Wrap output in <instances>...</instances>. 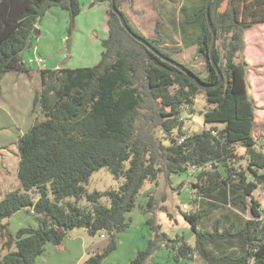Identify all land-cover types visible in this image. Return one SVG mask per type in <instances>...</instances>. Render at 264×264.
<instances>
[{"label": "trees", "instance_id": "1", "mask_svg": "<svg viewBox=\"0 0 264 264\" xmlns=\"http://www.w3.org/2000/svg\"><path fill=\"white\" fill-rule=\"evenodd\" d=\"M101 1L109 6L108 35L102 39L98 63L73 71L74 76H63L65 69L40 71L41 92L35 94L33 108L39 105L41 115L17 141L21 187L0 199V264H35L48 243L62 244L74 228L110 236L104 251L87 260L102 264L116 249L118 233L130 226L128 213L144 182L157 181L160 174L169 182L172 174L190 167L198 170L192 198L198 206L183 212V217L195 234V244L162 230L157 214L163 208L159 202L166 198L149 192L145 210L155 236L128 264H158L153 257L164 246L173 252L175 262L198 253L207 264H264V207L254 196L258 186L264 192V151L254 135L255 100L244 57L245 31L264 22V0L211 3L220 84L209 57L208 0L183 2L188 10L179 22L186 46L196 44L204 58L200 67L178 58L183 46L165 41L161 12L155 35L146 37L123 8L126 0H115L135 33L208 87L132 37L113 12L111 0ZM53 7L67 10L71 24L82 9L80 0H0V79L24 68L23 52ZM54 78L59 85H52ZM201 89L214 107L203 112L206 127L190 132L184 128V113L195 111ZM158 128L170 136V143L156 135ZM102 168L116 179L124 178L123 183L119 189L88 193L90 177ZM84 196L87 205L81 204ZM222 206H229V212L218 217L212 229L206 226L207 218ZM22 209L35 214L40 224L13 233L5 220ZM248 211L251 217L246 218Z\"/></svg>", "mask_w": 264, "mask_h": 264}, {"label": "rangeland", "instance_id": "2", "mask_svg": "<svg viewBox=\"0 0 264 264\" xmlns=\"http://www.w3.org/2000/svg\"><path fill=\"white\" fill-rule=\"evenodd\" d=\"M183 2L190 3L191 0H126L123 8L135 27L146 37L155 35V24L161 12L165 17V41L170 46H183L184 49L178 54V58L200 67L204 58L198 55V46L192 44L187 47L181 34L179 22L188 10ZM80 3L82 9L73 24L70 22L68 11L63 8L53 7L45 14L38 24L39 32L35 39L23 52L21 65L26 70H21L24 75L21 77L20 74L15 87L17 89L9 87L6 83L8 98H15V101L24 107L30 100L29 93L35 94L41 86V68L65 69L63 76L68 73L74 76L73 71L90 68L98 63L103 50L101 42L108 33L109 6L106 1L101 0H80ZM245 42L247 78L250 93L255 100L254 135L258 147L264 151V22L245 31ZM52 85H59L57 78L52 80ZM0 90L2 91V84ZM213 107L214 104L207 102L205 92L201 89L195 100V111L184 113L185 130L201 132L206 127L203 112ZM32 113L34 123L37 114L41 115L39 106L33 108ZM3 115L5 113L0 114V199L5 193L21 187L17 141L27 130L16 127L13 116L2 118ZM156 135L166 144L171 141L170 136L160 128L156 130ZM241 162L246 164L245 159ZM197 171L195 167H190L185 172L172 174L169 182L163 174L159 175L157 181L146 180L134 208L128 213L130 226L118 233L116 249L103 259L102 264H128L136 252L144 249L148 240L155 236L151 225L147 223L150 214L145 210V195L149 192L158 198L163 195L166 198L159 202L163 208H160L157 214V221L162 225V230L173 238L177 235L185 236L187 241L194 245L195 234L184 220L183 212H190L198 206L192 200ZM123 180L124 178L116 179L109 170L102 168L92 174L86 188L88 193L119 189ZM33 194L38 197L36 192ZM254 196L264 207V192L261 186L254 191ZM102 202L106 203V198H102ZM81 204H88L86 196L81 200ZM229 209V206H222L214 210L205 221L206 226L212 229L216 219L229 212ZM243 215L246 218L251 217L249 211ZM5 222L9 223L13 233L22 227H38L40 224L37 216L25 209L16 212ZM109 241L110 236L105 232L91 235L85 228H74L68 232L62 244L48 243L45 252L38 256L35 264H87L92 255L104 251ZM153 260L158 264H207L198 253L194 254L192 259L175 262L173 252L165 246L156 252Z\"/></svg>", "mask_w": 264, "mask_h": 264}, {"label": "crops", "instance_id": "3", "mask_svg": "<svg viewBox=\"0 0 264 264\" xmlns=\"http://www.w3.org/2000/svg\"><path fill=\"white\" fill-rule=\"evenodd\" d=\"M22 69L26 70V68H22ZM41 69H44V68H41ZM20 74H21V77L24 75V73H21V70H12V71L6 72L5 75H3L2 78L0 79L1 81L0 84H2V91L0 90V114L5 113V115H3L2 118L9 117V115L13 116L14 121L17 123L16 127L18 126L19 129L26 128L28 130L32 126V123H33L32 109H33L34 96L35 94H39L41 92V86L39 90L35 92V94H31V92L29 93L30 100L28 103L24 105V107H22V105L19 102L15 101V98L14 99L8 98V89H6V83L9 85V87L11 86L14 88L16 87L17 82L20 79ZM18 100H19V97H18ZM39 111H40V106H39ZM17 155L19 156V152Z\"/></svg>", "mask_w": 264, "mask_h": 264}, {"label": "water", "instance_id": "4", "mask_svg": "<svg viewBox=\"0 0 264 264\" xmlns=\"http://www.w3.org/2000/svg\"><path fill=\"white\" fill-rule=\"evenodd\" d=\"M214 0H208L207 2V22L209 25V28L212 32V41H211V46H210V51H209V57L210 60L212 62V64L214 65L215 69L217 70L218 74H219V81L216 84H220L223 81V75L218 67L217 62L215 61L214 58V51L216 48V42H217V33L216 30L213 26L211 17H210V5ZM111 7L112 10L115 14L118 15L121 24L123 25V27L129 32V34L134 37L135 39H137L138 41H140L141 43H143L147 48H149L151 51H153L156 55H158L161 59H163L166 62H169L171 64H173L174 66L178 67L179 69H181L183 72H185L187 75H189L190 77H192L193 79H196L198 81V83L204 87H208L210 86V84H207L203 81H201L200 78H198L190 69L186 68L183 64L175 61L174 59H171L165 55H163L159 50H157L154 46H152L144 37L138 35L137 33H135L131 27L128 25L126 19L124 18L122 12L118 9V7L115 4V0H111Z\"/></svg>", "mask_w": 264, "mask_h": 264}, {"label": "built area", "instance_id": "5", "mask_svg": "<svg viewBox=\"0 0 264 264\" xmlns=\"http://www.w3.org/2000/svg\"><path fill=\"white\" fill-rule=\"evenodd\" d=\"M180 141H182V139Z\"/></svg>", "mask_w": 264, "mask_h": 264}]
</instances>
